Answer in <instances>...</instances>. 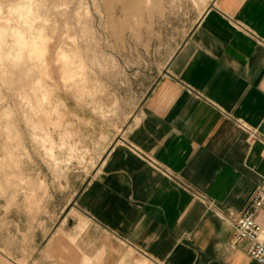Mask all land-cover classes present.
<instances>
[{
  "label": "crops",
  "instance_id": "0c3cea01",
  "mask_svg": "<svg viewBox=\"0 0 264 264\" xmlns=\"http://www.w3.org/2000/svg\"><path fill=\"white\" fill-rule=\"evenodd\" d=\"M263 145L264 0H212L62 220L87 218L103 264H261L233 235Z\"/></svg>",
  "mask_w": 264,
  "mask_h": 264
},
{
  "label": "clouds",
  "instance_id": "9594fccd",
  "mask_svg": "<svg viewBox=\"0 0 264 264\" xmlns=\"http://www.w3.org/2000/svg\"><path fill=\"white\" fill-rule=\"evenodd\" d=\"M101 2L0 0V208L5 211L20 197L26 211H40L45 180L27 170L33 156L53 172L79 165L94 150L93 126L117 114L119 101L106 102L109 86L100 79L109 63L117 65L99 51L95 17H103ZM134 2L159 9L166 0ZM134 39L148 49L151 18L147 42L139 33Z\"/></svg>",
  "mask_w": 264,
  "mask_h": 264
},
{
  "label": "rangeland",
  "instance_id": "374dc122",
  "mask_svg": "<svg viewBox=\"0 0 264 264\" xmlns=\"http://www.w3.org/2000/svg\"><path fill=\"white\" fill-rule=\"evenodd\" d=\"M211 1L177 0L174 6H170L171 0H166L158 9L155 4L151 7L137 5L134 0H102L99 7L103 17H95L99 51L112 55L117 65L109 63L100 79L109 86L106 102L118 100L119 109L110 121H97L93 126L94 150L86 154L79 165L53 172L41 159L33 156L27 170L34 177L45 180V191L41 193L43 203L38 213L35 209L31 213L26 211L28 205L23 203V197L8 211L0 208V264H87L88 261L103 264V247L94 246L93 252L87 248V218L76 214V221L73 218L66 222L62 217L68 211L70 215L77 213L69 210L74 191L99 166L110 145L136 118L145 95L162 68L187 39ZM133 16H137V21H133ZM149 18L152 42L145 50L134 37L139 33L147 42ZM137 23L142 27H136ZM134 27L136 32L131 30ZM64 98L69 107H73L71 96L65 95ZM84 115L87 117L88 114ZM107 239L111 245H108L109 252L112 251V257L116 259L117 245L109 241V236ZM134 263L151 264L145 258Z\"/></svg>",
  "mask_w": 264,
  "mask_h": 264
},
{
  "label": "built area",
  "instance_id": "2783aa9c",
  "mask_svg": "<svg viewBox=\"0 0 264 264\" xmlns=\"http://www.w3.org/2000/svg\"><path fill=\"white\" fill-rule=\"evenodd\" d=\"M262 207H264V185H258L253 190L249 204L234 216L233 242L248 239V254L264 264V226L255 217L256 211Z\"/></svg>",
  "mask_w": 264,
  "mask_h": 264
}]
</instances>
